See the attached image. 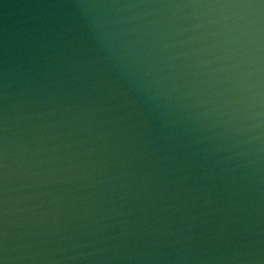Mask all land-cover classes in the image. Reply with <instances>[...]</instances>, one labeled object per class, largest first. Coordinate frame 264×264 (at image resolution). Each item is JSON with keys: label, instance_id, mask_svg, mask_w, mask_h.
Returning a JSON list of instances; mask_svg holds the SVG:
<instances>
[{"label": "water", "instance_id": "obj_1", "mask_svg": "<svg viewBox=\"0 0 264 264\" xmlns=\"http://www.w3.org/2000/svg\"><path fill=\"white\" fill-rule=\"evenodd\" d=\"M0 264H264V0H0Z\"/></svg>", "mask_w": 264, "mask_h": 264}]
</instances>
